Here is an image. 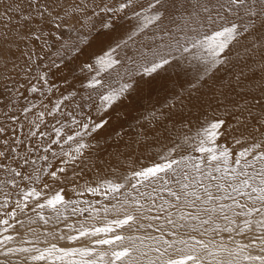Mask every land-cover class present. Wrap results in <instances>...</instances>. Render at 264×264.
Masks as SVG:
<instances>
[{
	"label": "snow or ice",
	"instance_id": "6c2138e0",
	"mask_svg": "<svg viewBox=\"0 0 264 264\" xmlns=\"http://www.w3.org/2000/svg\"><path fill=\"white\" fill-rule=\"evenodd\" d=\"M82 19L86 34L70 23ZM66 28L75 39H64ZM97 38L100 52L87 54ZM29 45L39 51L22 49ZM41 54L59 58V64L48 60L47 77L39 69ZM24 56L26 68L9 71ZM81 56L87 58L73 80H87L91 91L77 102L80 90L65 94L50 76ZM33 64L42 85L27 71ZM114 65L123 70L115 73L123 80L117 88L110 86L112 73L98 79ZM60 79L72 88L67 77ZM153 82L165 94L136 133L134 143L145 151L124 161L128 169L116 179L77 185L78 167L89 166L99 144L86 137L111 129L120 139V107ZM47 92L65 103H52ZM25 93H42L52 107L42 104L36 112L39 97ZM233 94L223 111L219 104L211 116L201 111ZM89 106L95 116L84 112ZM193 108L203 121L197 136L180 131ZM45 116L55 121L50 130L59 140L45 130ZM70 125L78 130L64 139ZM164 133L172 138L169 147L161 146ZM220 139L223 145L213 143ZM61 140L73 141L71 153L56 150ZM69 186L74 198L65 196ZM85 192L94 199L82 201ZM68 216L77 219L65 224L67 234L47 230ZM21 217L40 224L29 228L38 235L10 246V221L22 225ZM40 235L90 243L40 247ZM17 254L28 264H264V0H0V264H20L9 260Z\"/></svg>",
	"mask_w": 264,
	"mask_h": 264
},
{
	"label": "rangeland",
	"instance_id": "374dc122",
	"mask_svg": "<svg viewBox=\"0 0 264 264\" xmlns=\"http://www.w3.org/2000/svg\"><path fill=\"white\" fill-rule=\"evenodd\" d=\"M70 23H73L75 28L76 29H79L81 31L82 34H86L88 29L87 28H81V24L82 23H87L86 20H81L79 23L75 22V21H70ZM65 36H64V39L67 40V39H75L76 38V33L75 32H72V33H69L68 32V29L66 28L65 29ZM101 41L100 38H97L95 41H93L92 45L90 48L86 49V53L87 54H92V53H99L97 52V48H96V45ZM39 43V42H37ZM51 43V42H50ZM101 45H103L102 43H100ZM95 46V47H94ZM45 47V50L47 51V46H44ZM56 48H57V45L56 44H52L51 46V52H55L56 51ZM22 49L24 51H39L38 48H35L33 45H29L27 48H23L22 46ZM17 56H19V54L17 53L16 54ZM87 58V56H81L79 58V60H76V59H72L71 62H68L67 63V66L64 67L62 66V70L60 73H55V71H53V73L51 74L50 76V79L51 81L55 82L56 83V87L60 89L61 92H64L65 94H67L68 91H77V90H80L77 94V97H76V101L78 102L80 97L81 96H85L88 94L89 91H91L90 89H86L84 88V84L87 83V80H84L83 84L79 81H74L73 80V74L79 76L80 73H79V64L81 61L85 60ZM41 59L43 60L42 63L39 64V69L41 71H44L45 72V75L46 77L48 76L47 74V68H48V60L49 59H55L57 61V63L59 64V58L58 57H55V56H52V55H49L48 59H44L43 58V54H41ZM27 60H28V57L27 56H24L23 58H20L18 60V64L20 66L19 69H13L12 68V65L9 64V71H12V72H15V71H19L21 69H25L27 64ZM21 62V63H20ZM36 67L37 65L36 64H33V67L32 68H27V71L28 72H31L32 73V77H31V80L33 83H36L38 86L39 85H42L43 84V81L41 80H38L36 79V77L39 75V73L36 71ZM108 73L110 72H101L100 73V79L102 81V83L106 80V79H109L108 77ZM95 75V71H93V74L92 76ZM61 77H67V79L72 82V88L71 89H67L65 87V85L63 84V82L61 81ZM88 77L90 78V73L88 74ZM12 78H15V77H12ZM25 78L27 79V77H25V75L23 74V72L21 71V75L19 77V79L23 82L25 80ZM115 78L116 75L115 74H112L111 78H110V81L111 82V85H115L116 82H115ZM123 82V81H122ZM117 85V84H116ZM118 86V85H117ZM107 89H101L99 90L101 94H104V92L106 91ZM26 95H28L29 97H32V96H38L39 98L38 99H35L33 102L36 104V109L35 111L38 112V111H43L44 109L41 107L42 104H47L49 109L52 107V103H55L59 100V102L61 104H64L65 102L60 99L59 97V93H57L55 96L53 95L52 92H47V96L48 97H51L52 98V103H49V101L45 98V96L42 94V93H37V94H33V93H25ZM70 100H71V97H70ZM129 100L131 101V103H136V104H140V102H138L136 99H133L132 97L129 98ZM128 100V101H129ZM228 101H233L232 99H229ZM27 101H25V104L27 105ZM94 103L99 105L101 103V101L99 100V97H95L94 98ZM129 104L124 101L123 103V106L120 107V111L122 113L121 116L124 115V113L127 111L128 113H132V111L128 110L127 109V106ZM223 111V110H222ZM84 112L85 113H89L91 112L93 116H95V109L92 108V107H85L84 108ZM138 117H136L135 115H131L130 116V119H133V120H136L138 121L140 124L143 123V120H142V117L144 115H146L147 113H149L150 111L142 108V107H139L138 108ZM187 114V113H186ZM54 115H56L57 117H59L60 113L59 111H57L56 113H54ZM191 115L193 116L192 119H191V123L188 125V129H182L180 131H182V133L185 132V134H188V132L193 135V136H197L198 135V129H199V126L203 123L202 119H200V121H198L197 117H199V114L197 111H191ZM29 119H32V120H35L36 117L35 115H31L29 117ZM45 123H47L49 125V128L48 129H45L46 131H49V134L53 136V138L55 139H60V137H56L55 136V133L54 132H51V126L53 124H55V121L52 120L51 117H47L45 116ZM120 123L122 124V127L125 128V134L123 136L120 137L119 139V142L117 144V146H121L119 144H131V146H133L132 143H134V140L136 139V134L139 130L141 131L140 129V124H139V127L138 126H134V127H129L128 126V122L121 119ZM139 129V130H137ZM77 127L75 125H70L69 127H67L64 131L61 132V136L64 137V139H67V136L68 135H74L75 131H77ZM118 130H120V128H118ZM137 130V131H136ZM186 130H189V131H186ZM40 130H38L37 132H39ZM177 129H173V132H176ZM132 132V134L130 133ZM164 139L160 142L161 143V146L163 147H169L171 146V137L168 135V133H164ZM98 136H100V134L98 135H95V137L97 138ZM76 138V137H74ZM95 138V139H96ZM87 142L89 143H92L91 140H86ZM72 141H68L67 144H64L63 141L61 140L60 144L56 146V150H59L60 148H63L65 151L70 150L71 149H74V144H71ZM213 143H217L219 145H223L225 143L224 140L220 139L218 141H215ZM166 144V145H165ZM124 146V145H123ZM134 146L137 147V145L134 143ZM143 147V146H142ZM228 147L231 148L233 150V152L235 151H239V146L237 145H234L232 143H229L228 144ZM144 148V147H143ZM142 160V159H141ZM76 217H72V216H68L67 219L65 221H62L60 224H55L54 222H50V224L47 226V230L48 231H54L55 228H60V229H64V232L67 234L68 233V229L65 228V224L66 223H76ZM81 219H83V217H81ZM89 223H92L91 221H89ZM33 226V227H32ZM27 225V226H24V227H21V229H9L8 230V235H12L13 236V240L9 242V245L10 246H24L25 245V242L28 241V240H33L35 241L36 240V236L38 235V233H35V232H32V231H29V228H38L40 227V224L39 225ZM38 226V227H37ZM78 226V225H77ZM126 234H130L128 232V230L126 229ZM71 234H75V233H71ZM202 239H205L207 240L208 237H200ZM227 242V241H226ZM245 243H247V241H244ZM51 243H58V246L60 247H72V246H80L81 244H87V243H90V241H82V242H68L66 240H53L51 238H49L47 241H45V238L43 235H40V243L38 244V246L40 247H44V246H47V244H51ZM249 251L252 252V254H258V249H255V248H250ZM4 259L3 257H0V260ZM19 259L20 260V264H28V262L24 259H22L20 257V254H17L16 256L14 257H9V260L10 261H13V260H17Z\"/></svg>",
	"mask_w": 264,
	"mask_h": 264
},
{
	"label": "bare ground",
	"instance_id": "6f19581e",
	"mask_svg": "<svg viewBox=\"0 0 264 264\" xmlns=\"http://www.w3.org/2000/svg\"><path fill=\"white\" fill-rule=\"evenodd\" d=\"M89 8H91V5H89ZM133 23L135 24V21H133ZM100 43H102V41H100L96 45L97 52H99L100 49L103 47V45H101ZM192 63H198V61H192ZM25 64H27V63H25ZM117 71L122 72L123 70L118 65H114L113 68L107 69V71H105V72H110L112 74H115ZM92 74H93V72L90 73V76H92ZM98 79H100V76L98 77ZM114 80L118 86L116 84L110 85L113 88L119 87L120 83H122V81H123V80L118 79V78H115ZM249 86L253 87V85H249ZM97 87L99 88V86H97ZM99 90H101V89H99ZM164 94L165 93L162 90L159 82H153L151 84L142 85L140 87L138 93L131 96L133 99H136L138 102H140V104L129 103L128 100H125L129 104L127 106V109L132 111V113H130V112L128 113L126 111L124 113V115L121 116V119L127 121L129 127H134V126L139 127L140 123L138 121H136L137 119L136 120L130 119V116L135 115L136 117H138V114H139L138 108L139 107H142L148 111L152 110L153 104H156V106L159 107V104H157V99L162 98ZM205 99H208V97H205ZM229 99L235 100L236 97L234 94L230 95L227 97L226 100L217 101V102L213 103L212 108H205V109H202L201 111H206V112H208L209 116H211L213 109H217V104H219V108L217 110L222 111L224 105L228 104L230 102V101H228ZM23 103H25V101ZM31 111H32V109L30 108V112ZM191 111H197V109L193 108V109H191ZM197 112L200 116V112L199 111H197ZM25 115H28V114H25ZM198 121H200V119H198ZM186 129H188V128H186ZM38 130H40V129H36V131H38ZM125 130L126 129L123 127L120 128V130H118V128L116 129V131L121 133V136H123L125 134ZM137 130H139V129H137ZM186 131H189V130H186ZM99 134H100V136H98L97 138L94 137V139L91 140L92 143L99 141V144L94 149H92V156H91V161L89 163V166L86 169H84L83 171H80L79 167H78L79 179L76 181V184L79 186L85 185L86 182L92 186H95L97 184V182L100 180L116 179L120 173L126 172L128 169V165H127V163H123L124 161H126L129 157H131L132 159H135L137 156H140V154L145 151V149L142 146L135 147L134 143H132L133 146H129L131 144L125 145V143L119 144L121 146H117V144L120 143L119 139H117L116 136L111 132V129H109L107 132H100ZM130 134H132V132ZM74 139H79V138H74ZM86 140H87V137H86ZM71 144H74L73 141L71 142ZM74 147H75V144H74ZM67 151H69L71 153L73 151V149L70 150V148H69V150H67ZM143 162H144L143 160L138 161V163H140V164H142ZM70 187L71 186H69V189L66 190V192H65L66 198H74V193L70 190ZM80 199L83 201L85 199H94V197L91 193L85 192L83 194V196L80 197ZM95 199H100V197L97 196V197H95ZM45 212H46V214H48V210H45ZM21 219L24 220V223L22 225L15 224L14 221H10L14 225L13 229L17 228L19 230V229H21V227L29 225L27 220L24 217H21ZM32 225H39V224H31V226Z\"/></svg>",
	"mask_w": 264,
	"mask_h": 264
}]
</instances>
